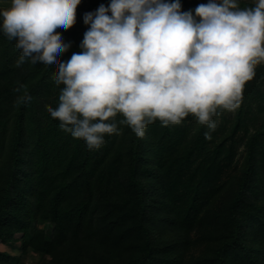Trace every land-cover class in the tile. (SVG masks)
<instances>
[{"label":"trees","instance_id":"1","mask_svg":"<svg viewBox=\"0 0 264 264\" xmlns=\"http://www.w3.org/2000/svg\"><path fill=\"white\" fill-rule=\"evenodd\" d=\"M208 2L191 0L180 10L195 15ZM11 3L0 0V7ZM98 3L111 0L76 9ZM236 4L244 10L258 2ZM84 15L76 10L71 28L56 29L71 44L58 62L82 52L83 39H71L89 30ZM2 21L0 245L21 241L24 251L50 255L47 264H264V61L244 84L239 107L216 109L215 129L189 113L179 124L146 118L138 137L117 113L105 121L117 131L90 149L48 111L65 87L55 78L58 63L25 58L18 66L22 50ZM16 259L0 248V264Z\"/></svg>","mask_w":264,"mask_h":264},{"label":"clouds","instance_id":"2","mask_svg":"<svg viewBox=\"0 0 264 264\" xmlns=\"http://www.w3.org/2000/svg\"><path fill=\"white\" fill-rule=\"evenodd\" d=\"M80 2L12 0L0 16L4 33L22 50L18 66L25 58L58 63L55 78L65 87L58 106L48 111L90 149L103 144V134L117 131L105 122L117 113L138 137L145 135L146 118L179 124L189 113L215 129L216 109L238 108L244 84L264 61V0L244 10L236 0H209L195 8V16L181 12L180 0H111L84 15L90 28L82 52L58 62L71 44L56 29L75 24Z\"/></svg>","mask_w":264,"mask_h":264},{"label":"rangeland","instance_id":"3","mask_svg":"<svg viewBox=\"0 0 264 264\" xmlns=\"http://www.w3.org/2000/svg\"><path fill=\"white\" fill-rule=\"evenodd\" d=\"M258 2V0H253ZM89 0H81L80 3H83L86 7L89 6L88 4ZM166 2H173V0H166ZM191 3V0H186L184 2H180L181 6H189ZM102 3H98V5H101ZM96 5L93 7L92 10H84L86 12H95L99 6ZM88 9V8H87ZM185 11H189L188 8H186L185 10L183 9L182 12ZM77 39H84V35H81L79 33H77L75 36L72 37L71 41H75ZM35 224H37L40 227H46L48 223L38 220L34 222ZM0 248L2 250H6L9 253L13 254L16 256V260H14L15 264H47L48 261L50 260L51 256L48 254H44L42 252L36 251L34 249H28L26 251L23 250V246L21 244V241L18 243L12 242V243H2L0 245ZM11 260H9L10 262Z\"/></svg>","mask_w":264,"mask_h":264},{"label":"water","instance_id":"4","mask_svg":"<svg viewBox=\"0 0 264 264\" xmlns=\"http://www.w3.org/2000/svg\"><path fill=\"white\" fill-rule=\"evenodd\" d=\"M105 7H107L108 5H106V4H103ZM98 6H100V5H98ZM97 7V6H96ZM0 8H9V7H0ZM76 10H78V11H81V12H83L84 14H86V13H88V12H86V11H83V10H79V9H76ZM94 13V12H93ZM195 16V15H194ZM196 19H197V21H199V17H196Z\"/></svg>","mask_w":264,"mask_h":264}]
</instances>
